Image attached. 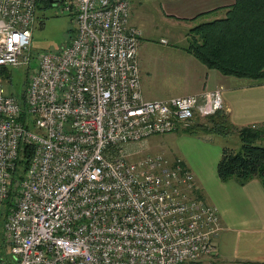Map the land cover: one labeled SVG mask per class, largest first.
<instances>
[{"label":"built area","instance_id":"1","mask_svg":"<svg viewBox=\"0 0 264 264\" xmlns=\"http://www.w3.org/2000/svg\"><path fill=\"white\" fill-rule=\"evenodd\" d=\"M37 1L0 0V71L27 65L33 122L0 78V264H219L216 207L145 140L223 109L220 89L145 98L129 0H60L75 33L32 56Z\"/></svg>","mask_w":264,"mask_h":264},{"label":"crops","instance_id":"2","mask_svg":"<svg viewBox=\"0 0 264 264\" xmlns=\"http://www.w3.org/2000/svg\"><path fill=\"white\" fill-rule=\"evenodd\" d=\"M232 1L234 0H161L158 6L166 16L165 19L191 22L192 25L200 17L210 16L204 19L210 20L223 15L226 5ZM162 5H167L168 8L165 10ZM130 21L133 23L131 18ZM189 62L199 64L197 65L199 72L196 71V75L193 76L196 84L185 88L184 93L220 86L223 109L232 124L239 127L264 122V80L222 75L218 70L207 68L193 59ZM142 92L145 98H155L154 94L146 95L145 89H142ZM186 140V145L195 144L193 142L195 139ZM262 141L264 134L256 140L260 144ZM214 152L212 156L204 154L195 157L189 154V151L184 153L180 151L181 159L194 174L198 187L196 194L214 205L219 214L221 229L211 240L217 250V262L264 264V188L260 179L254 176L243 184L234 179L220 180L217 178L215 166L219 153L216 155Z\"/></svg>","mask_w":264,"mask_h":264},{"label":"rangeland","instance_id":"3","mask_svg":"<svg viewBox=\"0 0 264 264\" xmlns=\"http://www.w3.org/2000/svg\"><path fill=\"white\" fill-rule=\"evenodd\" d=\"M160 1L129 0L130 7H132V22L134 25H138L142 32L139 43V55H137L142 89H145V92L147 91L146 95L151 96L154 94L155 98L186 94L183 90L196 84L193 76L196 75V71L199 72L197 66L199 64L189 62V60L193 59L201 63L185 49L191 22L183 23L172 18L165 19L164 17L166 16L163 15L161 7L158 6ZM62 6L63 3L60 0L54 3L48 0L37 1L36 17L31 26V40L28 49L32 56L47 50L59 49L75 33V26L72 22L73 14L62 10ZM162 8L166 10L168 6L162 5ZM205 18H210V16L200 17L192 25L203 21ZM30 61V66L35 64L34 58ZM203 66L205 65L203 64ZM27 69V65L19 66L18 69H10L12 73L14 72L13 74L11 73V80H8L5 74L2 75V84L5 90L10 91L11 87H13V92L20 94L28 74L25 72ZM24 72L26 75L23 74ZM7 81L10 82V89ZM216 87L221 90L220 86H213L211 89ZM209 89V87L202 88L199 92ZM199 122L210 125L208 120L202 119ZM256 124L260 127L255 129L260 132L262 130V135L258 137L260 139L264 134L263 124ZM187 138L195 139L193 141L195 144L186 145ZM238 139V133L233 130L223 135L194 127H192V130L176 129L171 132L148 136L145 140L148 149H145V152H162L169 158H182L181 154L186 151H189V154L195 157L203 156L204 154L212 156L215 149L214 153L217 155L218 152L220 156L223 145H230L237 149L240 143ZM262 142L264 143V141ZM263 143L261 144L264 145ZM197 144H199V147H197Z\"/></svg>","mask_w":264,"mask_h":264},{"label":"trees","instance_id":"4","mask_svg":"<svg viewBox=\"0 0 264 264\" xmlns=\"http://www.w3.org/2000/svg\"><path fill=\"white\" fill-rule=\"evenodd\" d=\"M188 32L186 51L207 68H215L235 77L264 80V0H234L226 5L223 15L195 23ZM11 73L9 68H3L0 78L3 79L2 75L5 74L11 80ZM26 82L27 77L24 85ZM9 83L7 81L10 89ZM12 88L8 92L15 94ZM16 95L23 108L18 118L26 128H32V119L25 111L24 88ZM225 114L224 109H220L212 115L196 117L192 126L223 135L233 130L239 135L237 149L230 145L221 147L215 165L217 178L222 181L234 179L243 184L255 176L264 188V145L256 142L262 133L249 125L237 127ZM202 119L208 120L210 125L200 123ZM192 127L182 130H192ZM31 147L23 144L20 148L16 160L18 171H23L27 166L32 154Z\"/></svg>","mask_w":264,"mask_h":264},{"label":"water","instance_id":"5","mask_svg":"<svg viewBox=\"0 0 264 264\" xmlns=\"http://www.w3.org/2000/svg\"><path fill=\"white\" fill-rule=\"evenodd\" d=\"M49 2H52V3H54V2H56V0H48Z\"/></svg>","mask_w":264,"mask_h":264}]
</instances>
